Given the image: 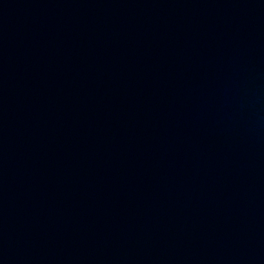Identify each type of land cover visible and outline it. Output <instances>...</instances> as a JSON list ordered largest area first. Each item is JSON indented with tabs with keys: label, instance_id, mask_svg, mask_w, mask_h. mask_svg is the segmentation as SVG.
<instances>
[{
	"label": "water",
	"instance_id": "obj_1",
	"mask_svg": "<svg viewBox=\"0 0 264 264\" xmlns=\"http://www.w3.org/2000/svg\"><path fill=\"white\" fill-rule=\"evenodd\" d=\"M0 264H264V0H0Z\"/></svg>",
	"mask_w": 264,
	"mask_h": 264
}]
</instances>
